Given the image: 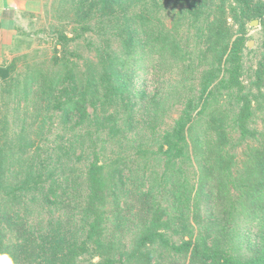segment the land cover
Instances as JSON below:
<instances>
[{
  "label": "rangeland",
  "instance_id": "374dc122",
  "mask_svg": "<svg viewBox=\"0 0 264 264\" xmlns=\"http://www.w3.org/2000/svg\"><path fill=\"white\" fill-rule=\"evenodd\" d=\"M92 1L94 3H91ZM224 2L203 0L200 6L202 10L204 9V14L201 16L197 14L195 20L189 13L182 15L183 24L177 34L180 38L178 40L180 50L184 52L181 57L171 54V45L168 49L162 50L164 45L157 40L159 34L157 29L161 27L160 23L166 29L171 28L177 14L181 15L179 11H183L182 8L187 9V5H181L178 0H13L11 2L12 19L6 22V29L10 34L12 33V37L5 42H0V148L5 150L0 153V163L3 164L5 154L8 159L5 164L8 166L7 169L5 168L6 174L2 173L1 168L0 174L8 176L7 180L11 185L16 186L24 183L25 180L31 182L37 180L32 170L34 167L41 172L40 178L44 181L42 185L46 188L50 186L51 180L47 178V168L45 167V170L43 168L44 159L50 153L54 159L60 160L59 165H61L67 161V156L59 150L60 145L63 143L71 147L74 141L77 149L67 166L62 167V170H65L64 176L55 183L56 186L59 183L61 188L55 189L56 196H52V199L55 201L58 197L61 199L60 216L57 210L49 213L54 208L46 206L47 202L41 197L36 200L35 197H38L39 193L34 196L33 194L17 196L16 198L20 199L19 202L13 203L7 198L4 201L3 197H0V264H7L3 261L5 256H8L11 264H39L44 256L43 251L49 252V249H45L46 246L54 247L60 244V239L57 237L58 231L54 228L52 232L50 229L52 225L49 222L53 224V227L59 220L63 223L69 220L71 225H78L81 215L76 211V215L70 216L71 206L77 202L84 206L87 201L88 185L85 180V168L93 158L91 149L94 146L85 148L89 146V133L94 132L95 128L90 127V131L85 127L74 128L71 123L63 122L66 118L63 116V109L52 108L56 90L62 88L63 84L71 87L69 86L71 82L62 81L53 91L48 88L51 83L56 82L53 79L59 81L61 76L68 79L65 70L61 74L57 73L62 68L55 64L54 59L55 55L61 54L58 44L60 33L72 36L77 32L80 35L69 46V50L78 56L76 63L84 77L83 82L75 90L77 94L85 91L84 79L90 69L102 67L99 61L103 52L100 49L108 47L110 54L119 57V65L124 62L121 65L122 75L130 86L128 92L122 97L119 96L122 102L118 103L126 104L130 101L135 103L134 110H138L135 118L141 121L139 124H132L128 130L134 134H140L144 141L150 137L148 132L151 129L143 126L145 124L141 115L143 103L145 106L149 105L146 106L149 109L155 107L160 116L158 120L160 131L154 135L148 156L144 159L136 157L135 142L129 147L125 146L127 143L118 137H114L105 144L96 142L95 149L99 162L106 165V162L114 160L116 168L112 165L113 170L110 174L120 178V181L110 186L106 185V194L109 195L108 204L101 209L104 212L108 210L114 213L118 208H122L130 215L129 220L119 227L111 221L107 231L115 237H123L124 243L130 245L136 232L141 228V222L148 214L143 206L149 202L154 203L155 208H159L156 212L158 211L161 215V219L169 218L176 221V225L179 224L180 221L176 220L178 212L172 202L175 197L174 184L175 188H178L179 182L186 183L191 193V201L185 209V216H188V221L193 219L195 231L203 233L208 230L207 235H210L215 245L216 236H221L224 239L223 247L226 251L240 257H243V254H250L257 246L264 245V212L261 209L255 210V207L264 205L263 195H259L258 202L252 205L247 199L240 200L238 210L231 215V221L230 219L228 221L223 210H220L218 203L216 204V198H212L209 193L197 194L194 198V193L202 182V172L212 166L213 159L215 160L216 157L210 153L200 161V153L196 152L190 144L185 156H178L170 162L171 158L160 151L163 129L171 127L182 108L189 102L198 107L202 105L203 99H199V91L204 83L202 72L207 65L203 59L206 54V44L202 38H198L196 33L205 31L214 14L219 17L223 7L233 32L232 39L234 35H238L237 24L234 22L236 18L234 12L230 10V4L234 3L230 0ZM144 3L147 5L143 7ZM95 4L100 12L93 14L92 9L90 11L89 9ZM106 5H113L112 8L116 10L127 6L128 11L126 9L125 12L130 13L152 7V10H147L148 19H151L150 32L145 34L142 28H137L138 37H141L142 41H147L142 45L143 48L136 43L130 49L129 55H126L122 53L121 42L116 38L118 36L110 35V30L113 31L111 28L108 29L107 34L98 33L94 25L99 24L102 27L108 20L106 16L108 8L103 9ZM88 11L89 14L85 15ZM263 19L264 15H250L246 18V46L241 52L240 80L242 91L251 95L257 94L256 89H258L254 85V78L256 69L262 61ZM83 26L91 28L83 30ZM101 33H105V30ZM249 41L251 42L248 45ZM217 82L218 79L213 84ZM213 91L214 95L208 100V104L211 106L209 110L214 112L215 119L210 126L216 125V88ZM261 92L264 94V86L261 87ZM103 96L104 91H100L97 101L102 100ZM247 97L253 100L252 106L256 107H253L251 111L248 129L245 132L233 124L230 128L232 142L224 148L223 154L229 159L233 175H242L246 177V180L251 178L257 185L264 177L262 175L264 172V98L259 102V99L255 100V96L247 95ZM217 98H220V102L224 101L222 108L228 112V119L231 118L230 111L233 110L236 113L237 108L244 103L242 98L231 100L233 97H229L224 88L220 90ZM260 104H263V107H260ZM113 107L114 105L111 106L110 112L113 111ZM197 110L198 108L193 110V115ZM121 115L123 118L124 114ZM45 116L47 120L42 125ZM201 123L205 125L204 120ZM197 130L193 128L189 136L191 142ZM132 133L125 132L126 139L130 138ZM107 134L106 132L99 136L105 141ZM90 135L92 139L95 138V135ZM137 138L139 143L140 138ZM205 139L212 147L213 141L208 137ZM82 143H84V153L78 163L74 160L75 155L81 153L78 145ZM73 167L76 169L75 172ZM212 167H216V162ZM79 173H82V178L77 177ZM33 183L35 182L30 184ZM126 189L129 191L127 192ZM113 191L117 196H113ZM4 193L9 195V192ZM148 193L150 196L147 198ZM52 199L48 201H53ZM223 209L228 208L224 206ZM208 220L215 228L202 227ZM216 224L221 228H216ZM166 232L168 235H173L174 242H179L180 236L174 234L173 229ZM42 240L46 241L45 245L42 244ZM89 259H91L89 255H83L79 258L78 264H85ZM97 259L93 257V261ZM151 262V264H189L188 257L169 254H163L160 259L155 257Z\"/></svg>",
  "mask_w": 264,
  "mask_h": 264
},
{
  "label": "trees",
  "instance_id": "16d2710c",
  "mask_svg": "<svg viewBox=\"0 0 264 264\" xmlns=\"http://www.w3.org/2000/svg\"><path fill=\"white\" fill-rule=\"evenodd\" d=\"M224 1L225 0H221L222 3H225ZM230 1L234 3L233 5L230 4V10L234 12L236 18L234 22L237 24L236 31L238 35H234L235 37L232 39L233 32L230 24L227 22L226 11L223 7H221L219 17L214 14L213 19H211L205 31L196 33V35L199 36L198 38H202V41L206 44V54L203 59L206 61L207 65L202 72L204 83L199 91V99H203L202 105L198 107V105H191L190 102L186 104L177 118L173 121L171 127L163 129L161 138L163 141L160 139L162 141L160 151L168 158H171L169 162L178 158V156H185L189 144L196 152L200 153V161L210 153L216 157L215 160L213 159L212 163L213 166L216 162V167H208L205 172H202V182L199 183L194 193V198L197 197V194L205 195L209 193L212 198H216V204L218 203L220 210H223L228 221L231 215L238 210L240 200L247 199L248 203L252 205L258 202L257 199L259 195L264 196V177L256 185L255 181L251 178L246 180V177L242 175H233L229 166V159L223 154L224 148L228 147L232 142L230 129L232 125L235 124L239 129L245 132L248 129L249 118L254 106H252L253 100H249L247 95L255 96V100L259 99V102L264 98V94L261 92V87L264 86V41L261 44L262 61L256 69L254 78V85L258 88L256 89L257 94L252 93L253 95H251L250 93L243 92L240 80L241 52L243 47L246 46V18L250 15L263 16L264 0H257L256 2L253 0ZM178 2L181 5H187V9L182 8L183 11H179L181 15L177 14L178 16H176L171 28L166 29L163 27V24L160 23L161 27L157 29L159 33L157 35V40H160L161 45H164L162 50L172 46L171 54L181 57L184 55V52L180 50L181 46L178 42L180 38L177 34L179 28L183 24V22H181L182 15L184 16V14L189 13L195 20L197 14L200 16L204 14V9L202 10V6H200L203 4V0H178ZM91 3H94V1ZM145 5L147 4L144 3L143 7ZM112 6L113 5H106L103 8H108V14H106L108 20L106 23H103L102 27H100L99 24L94 25L98 33L107 34L108 29L111 28L113 31L110 30V35L118 36L116 38L121 42L122 53L126 55H129L130 49H132L136 43L138 46H141L140 48H143L142 45L147 43V41H142L141 37H138L139 33H137V28H142L145 34L150 32L151 19H148L149 12L147 13V10H152V7L146 8L147 10L142 8L138 12L131 11L130 13L125 12L126 9L128 11L127 6L119 7L117 10L112 8ZM91 9L93 14L95 12H100L96 4L93 6L91 5L89 11ZM89 11L85 13V15H88ZM123 14L124 16H122ZM262 26L264 30V19ZM89 28L91 27H82L83 30H88ZM103 30H105V33H101ZM79 36L77 32L76 35L72 36H68L65 33L59 34L58 44L61 54L55 55L54 59L56 61L55 64L62 68V70L57 73L61 74L62 71L65 70L68 74V79L63 76L59 78V81L53 79L58 83L53 82L48 88L53 91L55 87L59 86L60 82H71L69 85L71 87L64 86L65 84H63L62 88L56 90L57 94L56 97H54L52 108L57 110L63 109V116L66 117L63 119V122H67V124L71 123L74 128L85 127L89 131L90 127L95 128L94 132L89 133V146L85 148L88 149L94 146V148L91 149L93 158L88 163L87 168H85V180L88 185L87 201H85L84 206L78 202L71 206L69 212L70 216L76 215V211L77 214L81 215V220L78 225H71L69 220L64 223L59 220L53 227V224L49 222L52 225L50 229L52 230L55 228L58 231L57 237L60 239V244H56L54 247L46 246L45 249H49V252L43 251L44 256L42 258L40 257L41 261L39 264H78L79 258L83 255H89L91 257L85 264H151V261L155 257L160 259L163 254L188 257L189 264H264V245L262 247L259 245L250 254H243V257H240L238 255L229 254L226 251V248L223 247L224 239L221 236H216L215 245L214 240L212 241L210 235H207L209 234L208 230H205L203 233L195 231L193 219L188 221V216H185V209L188 208V204L191 201V193L186 183L182 184L178 182L177 184L179 187L175 188L174 184L173 189L175 197L172 202L176 212H178L176 220L180 221V226H178L179 224L176 225V221L174 222V220H170L169 218L167 220L161 219V215L158 211L156 212L159 208H155V204L149 202L143 206L148 214L141 222V228L136 232L137 234H135L130 245L124 243L123 237L116 236L118 237L116 239L114 234H110L107 231L111 221L115 222L117 227H119L123 225L125 221L129 220L130 215L127 210H123L122 208H118L114 213H110L108 210L104 212L101 209L108 204L107 199L109 195L106 194V185L108 184L110 186L120 181V178L110 174L113 170L112 165L115 167L114 160L112 162H106V165L99 162L98 153L95 149L96 142H104L105 144L113 140L114 137L121 138V141L127 143L125 145L127 147L135 142L136 150L134 153L136 157L138 159H144L148 156V151L152 145L154 135L160 131L158 122L160 116L155 107L149 109L146 107L149 105L146 104L145 106L143 103L141 106L143 113L141 115L144 120L143 123L146 124H143V126L151 129V131L148 132L150 137L147 141H144V138L141 137L140 134H134L131 130H128L132 127V124H139L141 121H137L135 118L138 112V110H134L135 103L131 101L126 104H124V102L122 104L118 103L121 101L119 96L122 97L128 92L130 86L122 75L123 68L121 65L124 64V62L119 65V57L115 54H110L108 52V47L100 49L103 52L99 61L102 67H93L90 69L84 79L85 91H80L77 94L75 90L83 82L82 79L84 77L83 73H81V68L78 66V63H76L78 56H76L72 50H69V46ZM224 53L227 55H223ZM216 79H218V82L214 85L213 82ZM215 88L216 125L210 126L211 122L215 119V115H213L214 112L212 110H209L211 106L208 104V100L214 95L213 89ZM222 88L227 91L229 97H233L231 100H240V98H242L244 101L243 105L237 108L236 113L233 110L230 111V119H228L229 115L226 109L222 108V102L224 101L220 102V98H217ZM100 91H104V96L102 100L97 101ZM219 102L220 105H218ZM254 103L256 102L254 101ZM112 105H114V109L112 108L113 111L110 112ZM260 107H263V104H260ZM195 108H198V110L195 115H193V110H195ZM122 113L124 114L123 118L121 115ZM45 120H47L46 116L43 117L42 125L45 124ZM202 120H204L205 125L201 123ZM193 128L198 130L194 134L191 142L189 136H191ZM106 132L108 134L104 141L99 135ZM125 132H130L133 135L126 139L124 135ZM90 134L95 135V138L92 139ZM137 137L140 138L139 143ZM206 137L213 141L212 147L209 142L206 141ZM18 146L20 145L18 144ZM78 148H80L81 153L75 155L74 161L80 163L83 155L82 153H84V143L78 145ZM76 149L77 144L74 141L71 147L63 143L60 145L59 150L63 151L64 155L67 156V161L61 163V165H59L60 160L54 159L50 153L49 156L44 159L45 164L43 168L44 170L45 167L47 168V178L51 180L50 186L46 188L42 185L44 181L40 178L42 176L41 172L34 167H32V170L37 180L32 182L35 183L30 184L32 183L31 181L25 180L24 183H20L16 186L11 185L7 180L8 176L3 175L4 173L6 174L5 168H8V166L5 165L7 164L6 162H8V159H6L7 154H5L2 160L4 165L0 163V168L3 173L0 174V197H3L4 201H6L7 198L9 202L11 201L13 203L15 201L19 202L20 199L16 198L17 196L21 197L24 194H33L34 196L39 193L38 197H35L36 200H39V197H41L47 202L46 206H53L54 210L49 211V213H53L57 210L59 215V204L61 199L58 197V200L55 201L52 199V196H56L55 189L61 187L59 183L57 186L55 183L64 176L65 170H62V167L67 166ZM2 151L5 152L4 149L1 150L0 148V153H2ZM10 166L11 165H9V167ZM73 171H76L74 167ZM262 175L264 176V172ZM77 177L82 178V173H79ZM205 182H207V184ZM205 186H207V188ZM116 187L117 185L115 188ZM126 190L127 192L129 191V189ZM4 192H9V195ZM112 194L113 196H117L115 191H113ZM148 196H150L149 193L146 197L148 198ZM48 199H52L53 201H48ZM86 204L87 206H85ZM224 206H227L228 209H223ZM257 209H261L264 212V205L255 207V210ZM202 227L204 229L215 228L209 220L204 223ZM216 228L221 227L216 224ZM170 229H173L174 234L180 236L178 237L179 242H174L173 235L167 234L166 231ZM42 244L45 245L46 241L42 240ZM93 257H97L98 259L93 261Z\"/></svg>",
  "mask_w": 264,
  "mask_h": 264
},
{
  "label": "crops",
  "instance_id": "0c3cea01",
  "mask_svg": "<svg viewBox=\"0 0 264 264\" xmlns=\"http://www.w3.org/2000/svg\"><path fill=\"white\" fill-rule=\"evenodd\" d=\"M13 0H0V42H5L12 37V33L10 34L6 29V22H10L11 13V2Z\"/></svg>",
  "mask_w": 264,
  "mask_h": 264
},
{
  "label": "clouds",
  "instance_id": "9594fccd",
  "mask_svg": "<svg viewBox=\"0 0 264 264\" xmlns=\"http://www.w3.org/2000/svg\"><path fill=\"white\" fill-rule=\"evenodd\" d=\"M3 261H6V262H7V264H11V261L8 259V257H7V256L3 257Z\"/></svg>",
  "mask_w": 264,
  "mask_h": 264
},
{
  "label": "water",
  "instance_id": "95a60500",
  "mask_svg": "<svg viewBox=\"0 0 264 264\" xmlns=\"http://www.w3.org/2000/svg\"><path fill=\"white\" fill-rule=\"evenodd\" d=\"M250 42H251V41H249L247 44L249 45Z\"/></svg>",
  "mask_w": 264,
  "mask_h": 264
}]
</instances>
